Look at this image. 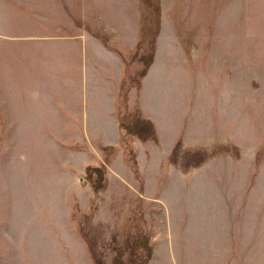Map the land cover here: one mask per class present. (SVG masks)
Listing matches in <instances>:
<instances>
[{
	"label": "rangeland",
	"instance_id": "1",
	"mask_svg": "<svg viewBox=\"0 0 264 264\" xmlns=\"http://www.w3.org/2000/svg\"><path fill=\"white\" fill-rule=\"evenodd\" d=\"M159 6L137 87L152 8L133 57L138 0H0V264H264V0ZM112 95L155 136L119 140Z\"/></svg>",
	"mask_w": 264,
	"mask_h": 264
},
{
	"label": "trees",
	"instance_id": "2",
	"mask_svg": "<svg viewBox=\"0 0 264 264\" xmlns=\"http://www.w3.org/2000/svg\"><path fill=\"white\" fill-rule=\"evenodd\" d=\"M148 8H152V10L155 13V25L156 29L153 32V36L150 38V41L148 42V49L145 53L139 55L138 62L142 63V69L139 71L137 74V80H135V84L137 87H139L140 80L143 79L147 73L148 68L153 62V56H154V51H155V39L158 34V29H159V19H160V6H159V0H138V9H139V14H140V20H139V36L138 40L135 44L134 52H133V57H137L138 55V50L141 48V45L144 41V39L148 38L149 33L145 31L146 25L143 24V19L145 17V10ZM92 35L99 39L104 46L107 47L108 43V38L105 34L99 32L96 29L91 30ZM129 52L125 54H120L122 58L127 57ZM124 62V60H123ZM125 65V63H124ZM116 116H117V122H118V128L120 131L119 134V140L122 139L123 133L122 130L126 135H129L131 138L137 137L139 140L143 141L147 138H153L155 136V130L154 126L151 121L144 119L140 116V113L138 110L135 111L134 116H129V115H121L120 114V107L118 103L116 104ZM78 146L74 145L71 148L76 149ZM177 149V145H175L171 151V153H174V151ZM102 150L104 152L108 151L110 154L116 151V147L114 146H106L102 147ZM204 152V151H203ZM133 165L135 166V172L137 173V163L136 160L134 159ZM84 180L85 183L91 188L92 192L94 195L97 194V192L102 188L106 181V167L104 165L100 166H92L88 165L85 167V175H84ZM93 201V199H92ZM76 230L79 232L81 237L86 241L87 240L82 232V227L81 223L78 222L76 225ZM146 250V249H143ZM89 254L91 257V260L93 264H98L96 255L95 253L89 250ZM146 254V257L150 256V249L147 248L146 251H144Z\"/></svg>",
	"mask_w": 264,
	"mask_h": 264
},
{
	"label": "crops",
	"instance_id": "3",
	"mask_svg": "<svg viewBox=\"0 0 264 264\" xmlns=\"http://www.w3.org/2000/svg\"><path fill=\"white\" fill-rule=\"evenodd\" d=\"M93 38H95L97 41H99L100 42V46H101V48L102 49H107V50H109V51H113V50H110V49H108V48H106V46H104V44L99 40V39H97L96 37H94L93 35H91ZM104 49V50H105ZM105 52H108V51H105ZM115 52V51H114ZM117 52V51H116ZM110 53V52H109ZM121 53H124V52H121V51H118V53H111L110 55L113 57L112 58V61H113V63L116 65V66H118V69L120 68V71L118 72V76H119V85H120V81H121V79H122V73H123V67H122V65H123V63L124 62H122L123 60H122V57H121ZM115 59V60H114ZM115 61V62H114ZM115 65H113L112 67L114 68V66ZM14 67V66H13ZM122 67V68H121ZM15 69V68H14ZM1 72L2 73H4V74H6V75H8V84H9V81L11 80V78H12V74L13 73H15V70H13V68H12V65H8V64H4V66H3V68H2V70H1ZM8 88H10L9 87V85H8ZM10 91H11V89H10ZM12 92V91H11ZM116 96H117V94H116ZM116 96H115V98H116ZM115 98H114V96L112 95V96H110V98H109V104H110V108H111V110H110V112H109V114H111V113H113L114 114V111H116V100H115ZM36 104H38V103H36ZM13 107H18L17 106V104H13ZM32 110H36V112H38V115L43 111V109H32ZM23 112H25V111H23ZM26 112H29V111H26ZM105 113V112H104ZM0 114H2V108H1V106H0ZM106 114V113H105ZM115 118L117 119V116H116V114H115ZM117 133H119V128H118V122H117ZM118 137H119V134H118ZM107 146H111V145H107Z\"/></svg>",
	"mask_w": 264,
	"mask_h": 264
}]
</instances>
